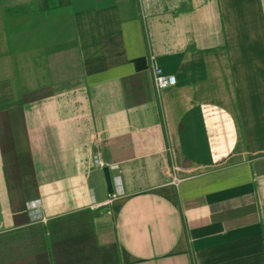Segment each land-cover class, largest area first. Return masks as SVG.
<instances>
[{"label": "crops", "instance_id": "1", "mask_svg": "<svg viewBox=\"0 0 264 264\" xmlns=\"http://www.w3.org/2000/svg\"><path fill=\"white\" fill-rule=\"evenodd\" d=\"M159 4L0 0V264H264V0Z\"/></svg>", "mask_w": 264, "mask_h": 264}, {"label": "built area", "instance_id": "2", "mask_svg": "<svg viewBox=\"0 0 264 264\" xmlns=\"http://www.w3.org/2000/svg\"><path fill=\"white\" fill-rule=\"evenodd\" d=\"M159 1L160 0H136L140 17L142 19H145L151 11H158L160 9ZM147 60L152 87L156 94H158L162 89L175 84V76L172 74L164 73L162 71L161 67L156 62L155 54L149 53L147 56ZM91 162L95 168H101L103 166L108 167V169L110 170V182L112 188L111 192L107 193L106 198L102 202L95 203L94 205H106L111 203L113 200L123 196L124 190L122 186L121 169L119 168V166L117 164L105 163L102 160L100 152L98 150H94L91 153ZM180 180V177L172 175L170 182L173 184H177ZM35 204L36 202H33L31 205H29V210L34 211ZM38 218L39 220H44L43 217Z\"/></svg>", "mask_w": 264, "mask_h": 264}, {"label": "water", "instance_id": "3", "mask_svg": "<svg viewBox=\"0 0 264 264\" xmlns=\"http://www.w3.org/2000/svg\"><path fill=\"white\" fill-rule=\"evenodd\" d=\"M101 172L104 180L105 190L107 193H110L111 188V182H110V172L107 166L101 167Z\"/></svg>", "mask_w": 264, "mask_h": 264}]
</instances>
